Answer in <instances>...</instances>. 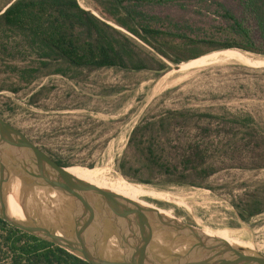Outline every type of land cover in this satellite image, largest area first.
<instances>
[{
  "label": "rangeland",
  "instance_id": "obj_1",
  "mask_svg": "<svg viewBox=\"0 0 264 264\" xmlns=\"http://www.w3.org/2000/svg\"><path fill=\"white\" fill-rule=\"evenodd\" d=\"M78 2L98 16L91 0ZM146 11L177 21L200 19L178 5H154ZM233 51L255 64L220 56L181 71L170 65V70L157 78L149 73L97 70L83 71L75 80L48 75L27 87L18 82V70L33 58L11 49L9 55L0 54V114L39 149L69 164L67 171L75 170L82 180L95 171L99 181L108 185L122 179L127 199L202 231L226 233L240 245L264 255V213L246 223L238 220L234 207L257 189L264 190V73L242 71L243 67L263 70L264 57ZM18 86L19 91L12 92ZM39 90L37 103L30 105L31 95ZM113 90L121 91L108 95ZM168 110L212 116L179 121L167 138L165 156L181 172L186 168L183 161L199 148L207 164L204 168L215 173L207 179L188 175L187 184L182 186L167 184L164 177H156V171L151 172L156 185L127 181L116 170V159L127 148L137 126ZM223 115L229 121L251 116L255 124L242 132L238 125L222 124L215 118ZM140 173L143 179L150 178L149 171ZM11 181L15 180L8 182L7 193L21 199L23 191L20 187L14 191ZM42 191L37 195L38 207L29 198L24 206L32 218L49 228L47 222L69 216V210L55 205L52 192ZM160 236L169 235L162 232Z\"/></svg>",
  "mask_w": 264,
  "mask_h": 264
},
{
  "label": "trees",
  "instance_id": "obj_2",
  "mask_svg": "<svg viewBox=\"0 0 264 264\" xmlns=\"http://www.w3.org/2000/svg\"><path fill=\"white\" fill-rule=\"evenodd\" d=\"M91 1L98 16L82 8L78 0H0V54L9 55L14 49L33 58L18 70L20 84L29 87L48 75L75 80L83 71L97 70L127 75L149 73L157 78L168 72L170 65L224 50L264 57V0ZM154 5H178L200 19L177 21L146 11ZM242 71L264 73V69L246 67ZM20 87L12 92L17 93ZM40 94L41 90L31 95L30 105L37 103ZM194 117L212 118L191 110H168L137 126L127 148L115 161L118 173L129 182L143 185H156L152 171H156V177L167 179V184L179 186L186 185L191 174L209 178L215 172L204 168L207 164L199 148L183 161L186 168L181 172L165 156L171 129L179 121ZM215 118L222 124L238 125L244 129L242 132L250 131L255 124L251 116L232 117L230 121L225 115ZM42 151L59 166L70 167ZM141 170L149 171L150 178L143 179ZM261 195L264 190L257 189L247 200L234 204L243 222L264 213ZM0 264L89 263L0 219Z\"/></svg>",
  "mask_w": 264,
  "mask_h": 264
},
{
  "label": "water",
  "instance_id": "obj_3",
  "mask_svg": "<svg viewBox=\"0 0 264 264\" xmlns=\"http://www.w3.org/2000/svg\"><path fill=\"white\" fill-rule=\"evenodd\" d=\"M68 168L0 117V219L9 226L89 264H264V255L258 252L224 245L190 224L82 181ZM10 180H15L10 185L14 191L19 187L23 191L21 199L7 193ZM42 190L52 192L55 205L69 210V216L47 222L49 228L24 206L29 198L38 207ZM8 196L18 201L22 220L8 213ZM162 232L169 236L162 238Z\"/></svg>",
  "mask_w": 264,
  "mask_h": 264
},
{
  "label": "bare ground",
  "instance_id": "obj_4",
  "mask_svg": "<svg viewBox=\"0 0 264 264\" xmlns=\"http://www.w3.org/2000/svg\"><path fill=\"white\" fill-rule=\"evenodd\" d=\"M220 56L225 57L227 59L241 61V62L247 63V64H255V62H253L250 59L244 57L239 52H236V51H233V50H224V51H221V52H216V53H213L211 55L205 56V57H203V58H201V59H199L197 61H193V62H189V63L184 64V65H181V66H179L178 71L186 69L189 66H194V65L196 66L197 64H202L203 62H205L206 60H209L210 58H215V57H220ZM67 172L72 174V175H74L75 177L79 178L80 180H82L79 177V173L76 172L75 170H70V171H67ZM88 172H89V170H88ZM82 181L90 183V184H92V185H94V186H96L98 188L111 191V192H113L115 194H118V195L123 196V197L126 198V190L127 189L125 188L122 179L117 180L114 184H109L108 185V183L99 181L98 172L95 171L93 174L89 175L85 180H82ZM124 182H126V181H124ZM7 208H8V213L10 214V216H12V217H14L16 219H20V220L23 219V214L21 212L20 205H19V203H18V201L16 200L15 197L8 196V198H7ZM164 216L170 217L169 214H166ZM204 232L206 234H208L210 237H213L214 239L220 241L223 244L227 243V246L237 245V246L243 247L245 249L246 248L250 249L249 246L246 247V246L240 245V243L230 239L226 233L225 234H221V233H210V232H206V231H204ZM224 245H226V244H224ZM250 250H252V249H250Z\"/></svg>",
  "mask_w": 264,
  "mask_h": 264
},
{
  "label": "flooded vegetation",
  "instance_id": "obj_5",
  "mask_svg": "<svg viewBox=\"0 0 264 264\" xmlns=\"http://www.w3.org/2000/svg\"><path fill=\"white\" fill-rule=\"evenodd\" d=\"M0 117L4 120V121H6V122H8L6 119H4L3 118V116L0 114ZM9 123V122H8ZM10 124V123H9ZM11 125V124H10Z\"/></svg>",
  "mask_w": 264,
  "mask_h": 264
}]
</instances>
